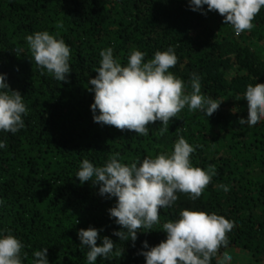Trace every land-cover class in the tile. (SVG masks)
<instances>
[{
  "label": "trees",
  "instance_id": "trees-1",
  "mask_svg": "<svg viewBox=\"0 0 264 264\" xmlns=\"http://www.w3.org/2000/svg\"><path fill=\"white\" fill-rule=\"evenodd\" d=\"M253 24L237 36L218 12L192 11L188 0H0V73L21 92L28 109L24 128L0 132L7 144L0 149L5 201L0 231L21 240L24 264H32L33 252L44 247L49 264H86L88 249L80 246L77 232L89 226L115 241L113 254L95 264H145L142 242L153 247L165 240L163 223L177 219L184 208L234 223L228 247L220 248L218 257L229 255L232 264H264V122L238 123L248 116L247 86L264 85V8ZM37 31L58 33L70 47L68 83L41 74L25 39ZM169 46L178 57L169 71L189 85V93L191 76L198 74L201 92L223 100L218 110L208 117L185 107L164 135L160 121L149 125L148 136L95 123L88 79L97 75L100 51L112 47L124 65L133 49L145 52L147 61ZM234 107L238 111H231ZM181 136L198 146L191 154L193 165H212L216 174L195 201L178 192L152 230L139 229L135 246L119 240L113 232L122 226L107 211L115 198L102 197L99 185L75 178L81 161L103 166L117 152L125 164L155 158L171 153Z\"/></svg>",
  "mask_w": 264,
  "mask_h": 264
},
{
  "label": "clouds",
  "instance_id": "clouds-1",
  "mask_svg": "<svg viewBox=\"0 0 264 264\" xmlns=\"http://www.w3.org/2000/svg\"><path fill=\"white\" fill-rule=\"evenodd\" d=\"M188 3L192 11L205 15L207 11L218 12L237 36L252 30L254 18L264 8V0H188ZM25 39L41 74L46 72L56 81L68 83L72 72L71 49L64 39L48 31H37ZM99 55L100 66L94 70L97 75L88 79L92 86L88 90L94 93L90 109L95 123L148 136L149 125L160 121V135H164L169 131V122L185 107L210 117L223 101L201 92V78L196 73L190 79L192 91H187L189 85L169 71L178 62L171 46L156 51L147 61L145 52L133 49L124 65L114 56L112 47L101 50ZM244 100L248 116L238 123L252 127L264 122V85H248ZM231 111L238 110L234 107ZM27 114L24 96L10 88L6 73H0V132L17 133L25 127L23 117ZM6 147V141L0 140V149ZM196 147L181 136L171 153L137 159L130 164L122 163L118 152L111 154L103 166H95L85 158L75 178L81 184L91 181L99 185L100 196L115 198V205L107 211L109 218H115L114 222L122 227L113 235L119 240H130L135 246L139 229L152 230L160 222V210L172 207L178 192L189 194L195 201L216 174L212 165L207 169L193 165L191 154ZM4 203L0 198V205ZM234 227L224 216L184 208L177 219L163 223L166 239L153 247L143 241L139 254L145 258V264H211L214 258L217 264H232L231 256L217 254L220 248L228 247V234ZM101 231L89 226L77 232L80 246L88 249L86 264H95L98 257L107 260L114 252L115 241L100 236ZM98 240L102 241L99 245ZM23 248L21 240L11 232L0 231V264H24L27 253ZM47 252L48 247L34 251L32 264H49Z\"/></svg>",
  "mask_w": 264,
  "mask_h": 264
},
{
  "label": "built area",
  "instance_id": "built-area-1",
  "mask_svg": "<svg viewBox=\"0 0 264 264\" xmlns=\"http://www.w3.org/2000/svg\"><path fill=\"white\" fill-rule=\"evenodd\" d=\"M263 52H264V47H263Z\"/></svg>",
  "mask_w": 264,
  "mask_h": 264
},
{
  "label": "rangeland",
  "instance_id": "rangeland-1",
  "mask_svg": "<svg viewBox=\"0 0 264 264\" xmlns=\"http://www.w3.org/2000/svg\"><path fill=\"white\" fill-rule=\"evenodd\" d=\"M261 49H262V47H261Z\"/></svg>",
  "mask_w": 264,
  "mask_h": 264
}]
</instances>
